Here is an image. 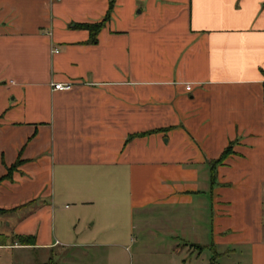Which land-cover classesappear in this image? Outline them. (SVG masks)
<instances>
[{
	"label": "crops",
	"instance_id": "0c3cea01",
	"mask_svg": "<svg viewBox=\"0 0 264 264\" xmlns=\"http://www.w3.org/2000/svg\"><path fill=\"white\" fill-rule=\"evenodd\" d=\"M109 6L0 0V178L23 161L0 182L6 264H127L99 247L134 210L177 252L248 245L264 264V0H116L91 42L76 24Z\"/></svg>",
	"mask_w": 264,
	"mask_h": 264
},
{
	"label": "rangeland",
	"instance_id": "374dc122",
	"mask_svg": "<svg viewBox=\"0 0 264 264\" xmlns=\"http://www.w3.org/2000/svg\"><path fill=\"white\" fill-rule=\"evenodd\" d=\"M117 200L120 201L119 198ZM73 209L72 204H69V208H61L58 211L67 216ZM26 212L27 209L20 210L15 220L22 219ZM94 212L92 207H85L82 220L80 222L75 220L71 222V228L77 226V229L81 228L84 230L86 226L89 227L88 223L92 224L94 222V218H92L94 217ZM212 214H214V211ZM0 217L2 218L0 221V231L6 233L13 229V225L9 226L8 221L11 215L0 214ZM160 224L155 217L145 221V219L141 218L140 210H134L129 221L124 220L122 223L117 224V226L122 227L123 231H126V236H122L119 240H112L106 243L107 245L100 246L99 248H102L100 252L110 250L122 251L123 255L125 254L126 256L127 264H208L210 257L212 258V262L216 259V264H253L250 255L251 246L248 245L239 246L237 252L234 254L227 252V254L224 253L218 256L216 253L221 252V248L218 247L216 249L210 246L203 249L204 251L199 259L196 257L198 256L199 250L194 251L185 248L177 252L176 245L178 243L183 244L185 240L183 238H177L176 235L175 237L171 235V229H175L171 224H167L170 228L168 230L169 234L163 235L161 229L164 226ZM95 227L99 228V225ZM161 236L165 238L163 239ZM8 240L6 236H0L1 242H9ZM11 258L10 251H0V264L10 262ZM109 259L107 257H100V264H108Z\"/></svg>",
	"mask_w": 264,
	"mask_h": 264
},
{
	"label": "trees",
	"instance_id": "16d2710c",
	"mask_svg": "<svg viewBox=\"0 0 264 264\" xmlns=\"http://www.w3.org/2000/svg\"><path fill=\"white\" fill-rule=\"evenodd\" d=\"M115 2L116 0H110V6L108 9V12L106 14V16L99 22H95V23H78L76 24L77 27L80 28H85L88 29L90 31L91 34V42H97L98 40V34L101 31V29L105 26V24L110 20L114 6H115ZM232 152V145H229L225 151L222 153V155L217 159V160H213L212 161V170L216 169V166L219 164H222L225 159L230 155V153ZM22 160H18L15 164H13L12 166H10L8 168V173L0 178V182L4 179H10L12 178V173L14 172V170L22 164ZM214 180V177H213ZM0 211H5V210H0ZM20 240L24 243V244H28V240L33 241V237H31L30 239L28 237H21ZM3 243L0 241V244ZM212 264H216V259L214 262H212Z\"/></svg>",
	"mask_w": 264,
	"mask_h": 264
},
{
	"label": "built area",
	"instance_id": "2783aa9c",
	"mask_svg": "<svg viewBox=\"0 0 264 264\" xmlns=\"http://www.w3.org/2000/svg\"><path fill=\"white\" fill-rule=\"evenodd\" d=\"M54 89L57 90H69L72 87L70 83H53ZM187 89H191V86H187Z\"/></svg>",
	"mask_w": 264,
	"mask_h": 264
}]
</instances>
